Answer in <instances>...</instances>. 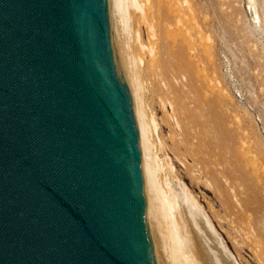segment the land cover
Instances as JSON below:
<instances>
[{"label":"water","instance_id":"obj_1","mask_svg":"<svg viewBox=\"0 0 264 264\" xmlns=\"http://www.w3.org/2000/svg\"><path fill=\"white\" fill-rule=\"evenodd\" d=\"M139 142L122 0H0V264H181Z\"/></svg>","mask_w":264,"mask_h":264},{"label":"rangeland","instance_id":"obj_2","mask_svg":"<svg viewBox=\"0 0 264 264\" xmlns=\"http://www.w3.org/2000/svg\"><path fill=\"white\" fill-rule=\"evenodd\" d=\"M152 1L154 13L163 19L162 40L169 52L151 50L145 11H128L149 144L154 146V160L146 163L139 142L148 203L153 210L152 199L168 184L189 191L214 239L236 264H264V0ZM198 91L208 98L203 99L206 109L215 105L217 119L208 126L202 125L205 117L197 123L188 110ZM205 142H217L213 153ZM224 142H230L229 152ZM209 168L217 172L220 186L206 177Z\"/></svg>","mask_w":264,"mask_h":264},{"label":"bare ground","instance_id":"obj_3","mask_svg":"<svg viewBox=\"0 0 264 264\" xmlns=\"http://www.w3.org/2000/svg\"><path fill=\"white\" fill-rule=\"evenodd\" d=\"M147 1H150V2H148V4L150 3L149 5L147 4ZM153 2L154 1H152V0H122L123 7L125 10V14H126V18H127V45H128L129 55H130V59H131V63L133 66V70H134V74H135V78H136V82H137V87H138L139 102H140V141H141L140 143L142 145V149H143L144 154L147 155V158L145 161L146 163L149 162V161H147L148 158H149V160L152 158H153L152 161L154 160V157H152V158L150 157L151 156L150 155V153H151L150 147H154V146H152L153 144L151 146L149 144L150 141H149L148 135L151 132L148 131V127H149L150 122L146 119V109L147 108L144 109L145 106L143 107L144 100L142 102V98H143L142 97V94H143V88L142 87H144V86L141 85L142 84V80H141L142 77L140 76L141 74H139L140 64H139V59L137 57L138 54L137 53H136V55L134 54V52H135V50L133 52V49H134L133 44L134 43H132V40H131L133 38H130V37H132V32L130 29L131 26L129 25L130 20L128 19V11H130L131 7H135L136 9H142V11L144 10L145 15L142 16V20H143L144 25L147 27L146 30L148 31V34L151 37V50H153L154 48L157 47L158 51H160V50L163 51V49L165 48V52L166 51L169 52L170 48L166 45L164 46L163 40H162L164 38L163 37V34H164L163 33V26H162V20L163 19L161 20L160 17L154 13L153 7L156 4L153 5ZM143 4L145 5V7ZM182 7H181V9H182ZM157 13H159V12H157ZM142 14H144V13H142ZM161 16H162V14H161ZM139 17L141 19V15ZM130 33H131V35H130ZM153 37H156V39H152ZM155 41H157L158 44H156ZM159 48H160V50H159ZM152 53L150 52V54H152ZM158 54H159V52H158ZM173 55H176V54H173ZM156 58H158V57L156 56ZM181 64H183V63H181ZM183 66H185V63ZM183 66H181V67H183ZM140 73H141V71H140ZM140 77H141V79H140ZM191 78H189V79H191ZM140 80H141V83H140ZM209 98H211V97H209ZM203 99L207 100L208 98L206 96L205 97L201 96L200 91H198V94H196V99L194 101H192L194 107L188 108V110H189V113L191 115H195L197 123H200L199 117L200 118L205 117L206 121L203 122L202 125L208 126L215 119H217L215 114H214L215 105H214V102H212V104L206 109L205 105H203V102H204ZM227 118H228V113H226L224 116V119H223L224 124L227 121ZM147 121L149 122V124ZM150 129H152V128H150ZM224 129H225L226 134H227V132L229 130L227 125H225ZM150 137H152V135ZM150 143H153V142H150ZM201 143L202 142L197 143L196 149L200 148ZM205 144L210 149L209 152L213 153L215 148H216L217 142H205ZM139 146H140V144H139ZM222 148L224 149V151L229 152L230 142H224L222 144ZM151 154H153V153H151ZM146 163L144 165L147 168L148 164H146ZM150 164H153V162ZM150 166L151 165H149V167ZM154 166H156V165L154 164ZM157 166H156V168H158ZM142 169H143V164H142ZM160 169H162L161 166H160ZM148 170H147V172H148ZM153 170H155V169H153ZM149 173H151V171H149L147 174H149ZM145 174H146V172H145ZM147 174H146V176L149 179L150 177ZM205 175H206V177H209V180L211 181L212 185L213 184L215 186L221 185L217 172L215 170H213L212 168L206 169ZM153 180L155 182L156 178ZM151 181H152V177H151ZM149 184H151V183H149ZM196 186H197V184H196ZM153 187L155 188L156 186H153ZM158 187H156V189L159 190ZM158 190H156V191H158ZM152 191L155 192L154 189ZM150 192H151V189H150ZM159 192H161V190ZM156 195H158V194H156ZM192 195L193 194L189 193V191L186 192L184 190L183 191L182 190L181 191L176 190L170 184H168L167 189L165 191H162V193H159V195L157 197L152 199L153 200L152 205H153V210H154L155 216L157 217L161 227L164 229L162 236L164 237V239L169 243V245L175 251L173 254L175 257V260L181 264H236L234 262V260L232 259V257L229 255L226 247L221 248L222 245L219 246L220 244L217 243V239L216 240L214 239L212 232H210L211 226L209 228V226H208L209 222L206 220L202 211L199 209L200 207H198V205H199L198 201ZM146 196L148 197V195H146ZM151 197H152V195H151ZM148 202H150V200ZM149 205H150V203H149ZM196 228H198L202 232L201 235L199 234L200 232H197L198 229L196 230ZM202 234L205 235V237L207 236V238H209L210 241L208 240V242H207L205 240V238L202 237Z\"/></svg>","mask_w":264,"mask_h":264}]
</instances>
